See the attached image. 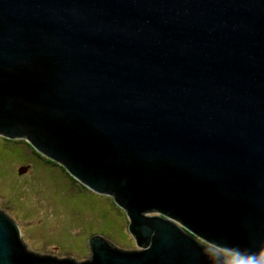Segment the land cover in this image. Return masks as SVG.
Instances as JSON below:
<instances>
[{
	"label": "water",
	"instance_id": "obj_1",
	"mask_svg": "<svg viewBox=\"0 0 264 264\" xmlns=\"http://www.w3.org/2000/svg\"><path fill=\"white\" fill-rule=\"evenodd\" d=\"M0 137L112 198L142 248L41 256L0 209V264H226L185 230L264 264V0H0Z\"/></svg>",
	"mask_w": 264,
	"mask_h": 264
},
{
	"label": "rangeland",
	"instance_id": "obj_2",
	"mask_svg": "<svg viewBox=\"0 0 264 264\" xmlns=\"http://www.w3.org/2000/svg\"><path fill=\"white\" fill-rule=\"evenodd\" d=\"M23 148V143H7L0 137V209L18 225L30 251L81 262L90 257L87 240L94 236L124 251L136 249L127 230L129 218L112 198L68 180L58 165L46 166L20 153ZM21 167L28 170L18 175ZM16 187L22 189L19 195ZM210 250L226 264H241L232 251Z\"/></svg>",
	"mask_w": 264,
	"mask_h": 264
},
{
	"label": "trees",
	"instance_id": "obj_3",
	"mask_svg": "<svg viewBox=\"0 0 264 264\" xmlns=\"http://www.w3.org/2000/svg\"><path fill=\"white\" fill-rule=\"evenodd\" d=\"M3 141H5V142H7V143H15V144H20V143H23L24 144V147L25 148H23V149H20L19 151H20V153H22V154H24V155H32L35 159H37V160H41L42 162H43V164L44 165H50L51 167L53 166V165H55V166H57V164H55V163H53V162H51L50 160H48V159H46L45 157H43V156H41V155H39L36 151H34V149L33 148H31L25 141H22V140H7V139H4V138H1ZM26 148H28V149H26ZM59 168H60V171L64 174V176L68 179V180H70V181H72V182H75V183H77V184H79V185H81L80 183H78L77 181H75L74 180V178H72L71 176H69L67 173H66V171L64 170V169H62L60 166H59ZM27 170H28V167H27ZM27 172V171H26ZM82 186V185H81ZM83 187V186H82ZM83 188H85V187H83ZM22 191V189H20V188H18V187H16V189H15V193L16 194H20V192ZM119 208V207H118Z\"/></svg>",
	"mask_w": 264,
	"mask_h": 264
},
{
	"label": "bare ground",
	"instance_id": "obj_4",
	"mask_svg": "<svg viewBox=\"0 0 264 264\" xmlns=\"http://www.w3.org/2000/svg\"><path fill=\"white\" fill-rule=\"evenodd\" d=\"M119 209H121L124 213H125V211H124V209L123 208H121V207H119ZM143 215H148L149 217H154L155 215H154V213H147V214H143ZM125 216H127L126 215V213H125ZM147 217V216H146ZM160 219V218H159ZM165 221H172L174 224L176 223L174 220H172V219H169V218H167ZM128 225H129V222L127 223V230H128ZM171 225H173V224H171ZM176 225V224H175ZM180 224H178V226H179ZM177 226V225H176ZM180 227V226H179ZM181 229H183L184 230V228L181 226L180 227ZM184 232V231H183ZM185 235L187 236V238H189L194 244H196L198 247H200V248H202V249H207L206 251H208L209 253H211L212 251L210 250V247H214V248H217V249H219V247H217V246H215V245H213V244H211V243H209V242H207V241H205L204 239H202V238H200V237H198V236H196L195 234H191L190 232H188V231H186L185 230ZM131 235V234H130ZM132 236V235H131ZM133 238V237H132ZM134 239V238H133ZM135 245H136V242H135ZM204 247V248H203ZM204 249V250H205ZM221 249H223V248H220V250ZM133 251V250H132ZM134 251H142V248H140V247H137L136 246V249H134Z\"/></svg>",
	"mask_w": 264,
	"mask_h": 264
},
{
	"label": "flooded vegetation",
	"instance_id": "obj_5",
	"mask_svg": "<svg viewBox=\"0 0 264 264\" xmlns=\"http://www.w3.org/2000/svg\"><path fill=\"white\" fill-rule=\"evenodd\" d=\"M39 161H41V160H39ZM42 162V161H41ZM43 163V162H42Z\"/></svg>",
	"mask_w": 264,
	"mask_h": 264
},
{
	"label": "clouds",
	"instance_id": "obj_6",
	"mask_svg": "<svg viewBox=\"0 0 264 264\" xmlns=\"http://www.w3.org/2000/svg\"><path fill=\"white\" fill-rule=\"evenodd\" d=\"M2 138V137H1Z\"/></svg>",
	"mask_w": 264,
	"mask_h": 264
}]
</instances>
